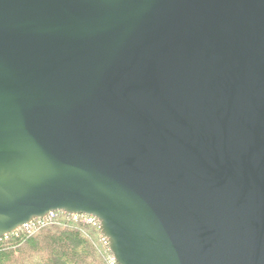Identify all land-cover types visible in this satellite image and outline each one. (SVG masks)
Segmentation results:
<instances>
[{
    "label": "water",
    "instance_id": "obj_1",
    "mask_svg": "<svg viewBox=\"0 0 264 264\" xmlns=\"http://www.w3.org/2000/svg\"><path fill=\"white\" fill-rule=\"evenodd\" d=\"M51 211L264 264V0H0V239Z\"/></svg>",
    "mask_w": 264,
    "mask_h": 264
},
{
    "label": "trees",
    "instance_id": "obj_2",
    "mask_svg": "<svg viewBox=\"0 0 264 264\" xmlns=\"http://www.w3.org/2000/svg\"><path fill=\"white\" fill-rule=\"evenodd\" d=\"M100 231L83 221L51 223L0 241V264H109Z\"/></svg>",
    "mask_w": 264,
    "mask_h": 264
},
{
    "label": "built area",
    "instance_id": "obj_3",
    "mask_svg": "<svg viewBox=\"0 0 264 264\" xmlns=\"http://www.w3.org/2000/svg\"><path fill=\"white\" fill-rule=\"evenodd\" d=\"M65 220H68V221L72 220L76 222L83 221L85 223L95 226L100 231L101 245L106 251L105 253H106V259L108 263L118 264L114 257V254L110 250V242L101 230L100 220L96 216L89 215V214H69L67 212H62V211H51L43 218H34L32 221L25 224L24 226H22L21 228L13 232L12 234L6 235L5 238H8L10 235H17V236L23 235V234L31 235L35 233L36 231H38L40 228L48 224L59 223ZM3 238H1L0 241Z\"/></svg>",
    "mask_w": 264,
    "mask_h": 264
}]
</instances>
